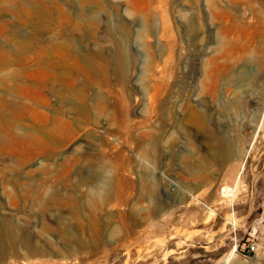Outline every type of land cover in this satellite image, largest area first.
<instances>
[{
    "label": "rangeland",
    "instance_id": "374dc122",
    "mask_svg": "<svg viewBox=\"0 0 264 264\" xmlns=\"http://www.w3.org/2000/svg\"><path fill=\"white\" fill-rule=\"evenodd\" d=\"M0 264H264V0H0Z\"/></svg>",
    "mask_w": 264,
    "mask_h": 264
},
{
    "label": "bare ground",
    "instance_id": "6f19581e",
    "mask_svg": "<svg viewBox=\"0 0 264 264\" xmlns=\"http://www.w3.org/2000/svg\"><path fill=\"white\" fill-rule=\"evenodd\" d=\"M233 189L232 188H228V187H224L222 190V193L224 196H233ZM234 252V249L231 250V254Z\"/></svg>",
    "mask_w": 264,
    "mask_h": 264
},
{
    "label": "built area",
    "instance_id": "2783aa9c",
    "mask_svg": "<svg viewBox=\"0 0 264 264\" xmlns=\"http://www.w3.org/2000/svg\"><path fill=\"white\" fill-rule=\"evenodd\" d=\"M256 244L255 243H253V242H251V243H248V245H247V251H248V253H251V252H253V251H255L256 250Z\"/></svg>",
    "mask_w": 264,
    "mask_h": 264
}]
</instances>
